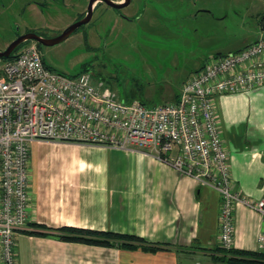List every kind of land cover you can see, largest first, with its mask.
<instances>
[{
    "label": "crops",
    "instance_id": "0c3cea01",
    "mask_svg": "<svg viewBox=\"0 0 264 264\" xmlns=\"http://www.w3.org/2000/svg\"><path fill=\"white\" fill-rule=\"evenodd\" d=\"M259 31L260 38L264 30ZM216 108L233 190L251 200L263 199L264 85L223 94ZM30 194L29 222L17 235L19 264H225L215 259L221 257L216 251L221 247L218 190L180 173L152 152L35 142ZM62 227L135 235L170 248L86 245L62 241L47 231ZM263 234L264 216L238 205L233 250L264 254Z\"/></svg>",
    "mask_w": 264,
    "mask_h": 264
},
{
    "label": "built area",
    "instance_id": "2783aa9c",
    "mask_svg": "<svg viewBox=\"0 0 264 264\" xmlns=\"http://www.w3.org/2000/svg\"><path fill=\"white\" fill-rule=\"evenodd\" d=\"M264 85V32L256 42L209 58L175 102L148 107L122 101L90 72L71 77L49 67L36 44L0 68V264H19L17 235L29 222L31 146L77 143L154 153L180 173L208 181L221 198L219 241L234 242L240 204L264 216V197L233 190L216 100ZM264 245V234L260 237Z\"/></svg>",
    "mask_w": 264,
    "mask_h": 264
},
{
    "label": "rangeland",
    "instance_id": "374dc122",
    "mask_svg": "<svg viewBox=\"0 0 264 264\" xmlns=\"http://www.w3.org/2000/svg\"><path fill=\"white\" fill-rule=\"evenodd\" d=\"M89 2L0 0V51L19 34L54 36L67 29ZM131 11L138 13L134 22L123 16ZM120 12L97 9L91 22L65 41L42 46L43 58L58 73L90 72L122 101L154 107L173 102L185 80L209 58L256 41L264 0H143Z\"/></svg>",
    "mask_w": 264,
    "mask_h": 264
},
{
    "label": "trees",
    "instance_id": "16d2710c",
    "mask_svg": "<svg viewBox=\"0 0 264 264\" xmlns=\"http://www.w3.org/2000/svg\"><path fill=\"white\" fill-rule=\"evenodd\" d=\"M22 48L24 47L23 46L19 47L14 52L12 57L4 61L14 59ZM39 228L42 227L39 226ZM47 231L51 232V235L57 236L62 241L81 243L86 245L117 247L123 249H143V250H151V251L170 248L169 244L150 243L140 237L129 234L95 231V230L80 229L75 227H62L59 229H49ZM29 233L39 236L50 235L48 233H42V232H29ZM216 251H218V253L221 254V257L215 259L225 264H264V254L260 252L238 251V250H233V248L224 249L222 247H220Z\"/></svg>",
    "mask_w": 264,
    "mask_h": 264
},
{
    "label": "water",
    "instance_id": "95a60500",
    "mask_svg": "<svg viewBox=\"0 0 264 264\" xmlns=\"http://www.w3.org/2000/svg\"><path fill=\"white\" fill-rule=\"evenodd\" d=\"M99 1H103L107 5L115 9H122L128 6L130 3V0L125 4H115L111 0H90L87 16L83 20L75 23L70 28H68L60 37L56 39L46 40L32 33L23 35L19 37L16 41H14L5 51H0V59L7 60L12 57L13 53L18 49V47L26 41H37L38 43L46 47H52L57 44H60L61 42L65 41L68 37H70L80 26L88 24L91 21L93 16V7Z\"/></svg>",
    "mask_w": 264,
    "mask_h": 264
},
{
    "label": "flooded vegetation",
    "instance_id": "af4514ba",
    "mask_svg": "<svg viewBox=\"0 0 264 264\" xmlns=\"http://www.w3.org/2000/svg\"><path fill=\"white\" fill-rule=\"evenodd\" d=\"M113 3H115V4H125V3H127L129 0H111ZM143 0H130V3H129V5L128 6H126V7H124V8H122V9H115V8H113V7H110L109 5H107L105 2H103V1H99V2H97L95 5H94V7H93V12L94 11H96L97 10V8H101V7H104V8H102V10H107V12H108V10H114V11H116V12H120V11H122L123 9H130L131 7H132V5L133 4H136V3H138V2H142ZM90 3V2H89ZM64 4H65V2H64ZM88 7H89V5H88ZM38 13V12H37ZM41 13H43V12H41ZM40 13V14H41ZM87 13H88V9H87V11H85L74 23H73V25L75 24V23H77V22H79V21H81V20H83L86 16H87ZM120 13H122V12H120ZM262 13H260L259 15H261ZM94 15V14H93ZM37 16H39V15H37ZM123 16H124V18L126 19V20H129V21H131V22H134L135 21V19H136V17H138V13L137 12H133V11H131V12H129V13H126V14H123ZM93 17V16H92ZM260 17V18H259ZM92 20V19H91ZM258 27H260V28H262L263 30H264V14H263V16L261 17V16H258ZM91 22V21H90ZM89 22V23H90ZM88 23V24H89ZM85 25H87V24H85ZM72 26V25H71ZM70 26V27H71ZM84 25H82V26H80L75 32H77L80 28H82ZM70 27H68V28H70ZM67 28V29H68ZM67 29H65V30H63V31H60V32H58L57 34H55L54 36H49V35H46V34H40V33H37V32H34V31H29V32H26V33H24V34H19L18 36H17V38H16V40L19 38V37H21V36H23V35H26V34H36V35H38L39 37H41L42 39H46V40H51V39H56V38H58V37H60ZM74 32V33H75ZM73 33V34H74ZM16 40H14V41H16ZM13 41V42H14ZM12 42V43H13ZM11 43V44H12ZM30 43H33V44H36L37 46H39V49L41 50V47L42 46H44V45H42V44H40V43H38L37 41H26V42H24L21 46H23V47H25L26 45H29ZM10 44V45H11ZM9 45V46H10ZM8 46V47H9ZM7 47V48H8ZM20 47V46H19ZM18 47V48H19ZM46 47V46H45ZM14 54V53H13Z\"/></svg>",
    "mask_w": 264,
    "mask_h": 264
}]
</instances>
